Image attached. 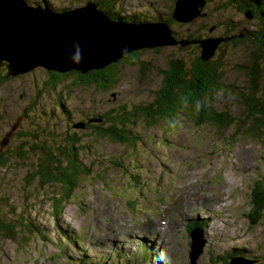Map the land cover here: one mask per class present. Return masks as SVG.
Masks as SVG:
<instances>
[{"label":"rangeland","instance_id":"1","mask_svg":"<svg viewBox=\"0 0 264 264\" xmlns=\"http://www.w3.org/2000/svg\"><path fill=\"white\" fill-rule=\"evenodd\" d=\"M27 1L34 6L49 3L55 11L96 2ZM174 1L125 0L120 11L126 17L138 15L137 21L156 22L172 11ZM224 3L212 0L205 17L188 24L174 21L170 28L204 38L220 37L224 31L218 27L226 24L236 27L235 33L258 30L256 19H247L237 4L223 8ZM209 26L217 28L209 33ZM191 45L139 50L149 69L119 64L117 82L107 91L73 85L72 76L55 89L46 88L51 74L43 68L9 77L0 87V154L7 162L0 169V217L20 226L14 237L0 233V264H191L189 227L196 221L203 223L199 229L206 240L197 264H230L227 258L236 248L249 256L236 255L235 264H243L244 258L264 264V217L255 225L249 218L254 185L264 178V142L240 133L236 125L221 130L184 119L168 131L165 123L147 127L138 122L135 133L141 142L136 148L73 128L112 108L151 101L170 58L182 57L189 64L200 55L196 44ZM252 50L254 45L245 40L222 46L215 55L223 56L227 91L215 97L213 106L238 122L246 115L240 94L249 84L241 66L249 63ZM57 145H63L64 155L56 154L62 162L67 164L74 152L83 169L77 188L63 198L58 217L54 202L66 188L41 183L35 167L44 156L34 149L56 151ZM152 221L166 226L159 230L161 238ZM146 249L153 254L148 256ZM143 254L152 260L142 259Z\"/></svg>","mask_w":264,"mask_h":264},{"label":"trees","instance_id":"2","mask_svg":"<svg viewBox=\"0 0 264 264\" xmlns=\"http://www.w3.org/2000/svg\"><path fill=\"white\" fill-rule=\"evenodd\" d=\"M125 0H96L99 7L110 16L112 19H121L124 21H135L138 17L136 14L122 16L124 11H120L121 3ZM223 8H228L237 4V8L241 13L250 12L252 18L259 22L258 30L248 31L239 30L235 33L232 24H226L224 32L221 36H231L243 33V37H237L231 44L239 45L246 42H251L254 45V50L249 60V63L241 66L248 77V90L240 94V100L246 108L244 122H238L235 117L228 112H217L213 104L215 97L218 94L227 91L226 85L223 83L225 76L224 66L222 64L223 56L219 54L208 61H203L200 55L196 57L192 63L182 57H172L169 59L166 68L161 70L163 81L159 89L156 91L154 98L146 103H140L128 108L122 105L110 109L108 112L87 117L86 121H81L85 124L86 130H90L99 139H108L112 142L123 144L126 148H136L141 142L140 137L135 133V126L138 122H144L147 127H154L161 123H165V130L168 131L181 124L182 120L193 122L197 127L205 124H212L221 130H225L233 125L237 126L240 133L246 134L249 138L264 142V0H223ZM212 0H206V5ZM47 8H53L49 3L44 4ZM174 8V4H173ZM118 11V12H117ZM172 12H168L165 18L159 17L156 21H165L168 26L174 25ZM238 26V24H236ZM186 26V25H182ZM216 26H209L208 32L212 33L216 30ZM212 30V31H211ZM202 34L201 32H199ZM178 40H197L204 36L190 33L181 35L175 33ZM211 34H206L208 37ZM230 43L222 44L227 46ZM192 46V45H188ZM181 49V46H177ZM181 47V48H180ZM195 47L200 50L198 45ZM187 49V47L185 48ZM218 49V50H219ZM156 48L155 51H159ZM217 53V52H216ZM216 55V54H215ZM121 63L127 65L141 64L144 68L149 69V63L142 62L138 51H134L124 56L119 62L111 64L101 70H92L86 74H81L77 71L66 73L50 72V81L45 84L46 88L55 89L62 83V79L66 76L73 77V85L95 86L100 90L107 91L116 84L120 75L118 66ZM2 67V66H1ZM10 79L7 76V68H0V87ZM65 106L64 104L62 105ZM242 123V124H240ZM76 124V123H74ZM21 133V132H20ZM238 133V135L240 134ZM38 139L37 136H32ZM63 145H57V150L38 146L35 151H41L44 158L40 162L35 171L41 183L50 185L52 183H61L66 189L64 196L58 197L54 202L55 215L58 217L59 211L63 206V198H69L73 190L77 188L79 176L83 173L82 167L79 165V156L76 153L68 155V163L61 161L56 154L60 153L62 157L64 150ZM75 146V145H74ZM75 149V148H74ZM54 151V152H53ZM6 160L3 153L0 154V169L6 165ZM253 194L251 195L252 207L249 212L250 223L255 225L264 217V178H260L254 185ZM5 216V215H4ZM200 227L198 221L190 228ZM11 219L3 220L0 217V233L5 237H14L15 231L19 230ZM149 253L150 250L148 249ZM249 256L244 249L236 248L234 252L228 256V260L237 257ZM146 258V255H144ZM246 259V258H244ZM255 260L247 259V262L253 263ZM229 264V263H228Z\"/></svg>","mask_w":264,"mask_h":264},{"label":"water","instance_id":"3","mask_svg":"<svg viewBox=\"0 0 264 264\" xmlns=\"http://www.w3.org/2000/svg\"><path fill=\"white\" fill-rule=\"evenodd\" d=\"M205 7L206 0H175L172 18L188 24L205 17ZM245 17L252 19V14L246 12ZM237 37L242 38L243 33L178 40L165 21L112 19L94 1L55 11L27 0H0V67L6 66L8 77L25 75L36 68L86 74L115 64L134 51L178 45H198L200 58L208 61L222 44ZM77 52L78 59H74ZM74 127L84 129L85 124L79 122ZM190 237V263L197 264L206 240L200 229H193ZM237 260L232 258L230 264Z\"/></svg>","mask_w":264,"mask_h":264},{"label":"bare ground","instance_id":"4","mask_svg":"<svg viewBox=\"0 0 264 264\" xmlns=\"http://www.w3.org/2000/svg\"><path fill=\"white\" fill-rule=\"evenodd\" d=\"M172 202H173V200H172ZM179 203H180V201H179ZM185 204V203H184ZM192 208V207H191ZM154 213V212H153ZM169 215H171V214H169ZM168 215V216H169ZM173 216V215H172ZM161 217V216H160ZM166 217H167V215H166ZM174 217V216H173ZM177 217V216H176ZM143 218H145V217H143ZM155 218V217H154ZM162 218V217H161ZM198 218H202V217H198ZM146 219V218H145ZM172 219V218H171ZM170 219V220H171ZM138 220V219H137ZM159 220V219H158ZM162 220V219H161ZM164 220V219H163ZM204 220V219H203ZM141 221H142V218H141ZM136 222H139V221H136ZM147 222V221H146ZM197 222V221H196ZM204 222H205V220H204ZM152 223H154V226H155V228L158 230V233H159V237L161 238V233H160V231L159 230H166V226H159V223L156 221H152ZM137 224V223H136ZM177 224V223H176ZM199 225H200V227H202L203 226V223H199ZM186 234V233H185ZM187 235V234H186ZM186 237V236H185ZM188 241V240H187ZM83 260H84V258H83ZM83 260H81V261H83ZM89 264H90V262H89Z\"/></svg>","mask_w":264,"mask_h":264},{"label":"clouds","instance_id":"5","mask_svg":"<svg viewBox=\"0 0 264 264\" xmlns=\"http://www.w3.org/2000/svg\"><path fill=\"white\" fill-rule=\"evenodd\" d=\"M135 21H137V20H135ZM135 21H132V22H135ZM74 59H78V52H77V56L74 57ZM78 123H79V122H78ZM73 128H74V125H73ZM100 264H102V263H100Z\"/></svg>","mask_w":264,"mask_h":264},{"label":"flooded vegetation","instance_id":"6","mask_svg":"<svg viewBox=\"0 0 264 264\" xmlns=\"http://www.w3.org/2000/svg\"><path fill=\"white\" fill-rule=\"evenodd\" d=\"M5 66H2V67H0V68H4Z\"/></svg>","mask_w":264,"mask_h":264}]
</instances>
